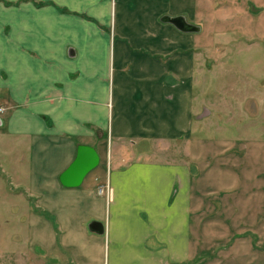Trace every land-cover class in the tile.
Masks as SVG:
<instances>
[{"label":"crops","instance_id":"0c3cea01","mask_svg":"<svg viewBox=\"0 0 264 264\" xmlns=\"http://www.w3.org/2000/svg\"><path fill=\"white\" fill-rule=\"evenodd\" d=\"M198 7L217 5L0 0V96L9 105L0 153L11 155L14 177H30L23 190L0 185L28 231L14 238L15 264H221L231 255L264 264V165L247 166L262 145L222 139L211 153L182 160L198 117V32L159 18L196 26ZM8 27L19 39L3 44ZM79 144L93 147L99 164L79 187H62L58 175ZM193 171H207L205 195ZM105 185L107 195H98ZM93 222L103 233L89 230ZM199 236L208 239L202 246Z\"/></svg>","mask_w":264,"mask_h":264},{"label":"rangeland","instance_id":"374dc122","mask_svg":"<svg viewBox=\"0 0 264 264\" xmlns=\"http://www.w3.org/2000/svg\"><path fill=\"white\" fill-rule=\"evenodd\" d=\"M210 1L217 7L205 11L198 7L199 14L204 17L201 19L198 14L201 22H195L199 30L200 27L202 29L196 38L199 56L193 94V109L198 117L193 121L190 141L193 145H187L186 150L179 147L180 151L187 152L182 160L188 162V155L194 159L198 157L197 153H211L213 148L221 145L222 139L247 140L250 141V149L252 144L254 147L262 145L260 153L255 151L247 166L250 170L263 171V167L258 164L264 165V0ZM12 23L16 25L15 20ZM13 24L10 27H13ZM10 27L4 31L3 44L19 39L15 38L17 31L10 30ZM6 51H15V48H6ZM2 64L1 62L0 73L3 71ZM0 85H3L1 78ZM2 97L3 94L0 96V116L4 111L2 107H9L7 101H2ZM243 145L246 146L247 143ZM14 146L7 144L2 150L8 151ZM233 152L236 151L230 154ZM24 156L20 163L21 169H24L27 162L26 155ZM176 156L182 155L178 153ZM164 157L173 158L170 155ZM12 163L11 155L5 154L3 157L0 153V170L6 169L0 171V185L3 183L7 189L18 187L16 191L23 190L29 184V173L22 171L18 178L14 177L11 174L14 171ZM193 172L202 174L194 181V186L202 191L201 195H205L208 185L207 171ZM107 193L108 191L97 190L98 195ZM263 196L264 193H260L259 202H262ZM10 204L11 202L3 200L0 196V264H15L14 242L17 244V238H23L27 231L24 227L26 224L20 222L21 216L13 214ZM197 239L200 246L208 241L201 236ZM244 248L247 250L248 244ZM216 250L222 251V248L215 247ZM229 252H232V249ZM200 257L206 258L204 255ZM246 260L247 257L242 255H231L230 259L227 258L221 264H246Z\"/></svg>","mask_w":264,"mask_h":264},{"label":"water","instance_id":"95a60500","mask_svg":"<svg viewBox=\"0 0 264 264\" xmlns=\"http://www.w3.org/2000/svg\"><path fill=\"white\" fill-rule=\"evenodd\" d=\"M161 22L172 24L177 30L187 33L199 32V27L189 24L181 16H162ZM99 156L96 150L88 145L79 144L76 146L75 156L68 166L58 175V182L65 188H76L81 185L86 175L97 167ZM89 230L95 233H103V227L97 222L88 226Z\"/></svg>","mask_w":264,"mask_h":264},{"label":"built area","instance_id":"2783aa9c","mask_svg":"<svg viewBox=\"0 0 264 264\" xmlns=\"http://www.w3.org/2000/svg\"><path fill=\"white\" fill-rule=\"evenodd\" d=\"M98 190L106 192L107 187H106V185H105V187H104L103 189H102V188H99Z\"/></svg>","mask_w":264,"mask_h":264}]
</instances>
